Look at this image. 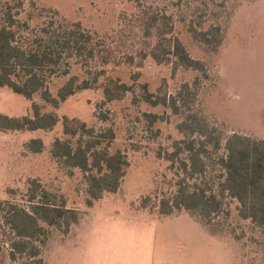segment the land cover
<instances>
[{"label":"rangeland","instance_id":"obj_1","mask_svg":"<svg viewBox=\"0 0 264 264\" xmlns=\"http://www.w3.org/2000/svg\"><path fill=\"white\" fill-rule=\"evenodd\" d=\"M11 8L18 40L27 49L42 44L45 30L79 31L91 38L94 59L62 57L47 89L53 97L70 77L87 83L55 109L35 95L26 100L0 89V114L32 116L31 105L42 113L77 119L102 131L112 128L115 140L109 149L128 161L126 175L116 193H107L89 208L85 176L67 170L52 159L55 139H63L61 122L49 132H0V201L23 204L29 183L35 180L49 193L62 197L80 220L66 233L51 230L42 250L44 264H264V232L239 217L238 204L226 198L223 211L205 226L185 210L160 214V201L172 197L184 181L189 189L206 181L215 190L223 171L224 151L210 150L206 177L190 178L179 162L168 155L184 140L178 126L182 116L161 105L145 102L176 95L183 84L200 78L197 110L223 138L240 134L264 139V0H0V11ZM169 16L177 36L194 60L206 66V74L190 70L173 73L172 65L142 59L156 43L144 33L142 11ZM219 26L223 42L208 53L188 31ZM128 57L132 62H128ZM131 87L120 100L107 102L109 81ZM146 86V87H145ZM159 120L151 125L144 115ZM40 139L43 151L29 152V141ZM181 161L187 153L180 154ZM0 264L10 261L1 226Z\"/></svg>","mask_w":264,"mask_h":264},{"label":"trees","instance_id":"obj_2","mask_svg":"<svg viewBox=\"0 0 264 264\" xmlns=\"http://www.w3.org/2000/svg\"><path fill=\"white\" fill-rule=\"evenodd\" d=\"M141 13L144 33L156 38L151 51L141 54L142 59L149 56L158 65H172L173 73L182 69L206 74L205 64L194 60L175 36L174 24L169 16L159 17L144 10ZM15 24L10 7L5 12L0 11V89L6 88L26 100L40 95L46 104L57 109L89 86L87 83L79 85V79L72 76L59 88L56 97L47 89L50 77L68 75V71L58 70L64 54L66 57L94 59L89 36L79 31L60 33L45 30L42 44L36 49H27L18 40ZM188 31L192 39L208 53L218 52L222 45L223 34L219 26L203 30L195 29L191 23ZM127 60L129 63L133 61L131 57ZM199 88L200 78H196L192 85L183 84L173 97L152 101V94L146 93L145 96L146 103L161 105L183 117L178 129L185 139L180 142L182 147L177 145L176 151L168 158L170 162L178 161L180 168L190 178L206 177L211 149L224 151L219 159L223 173L215 190L206 181L201 182L203 186L193 189L181 181L172 197L161 199L160 214L170 216L174 211L185 210L205 226H210L211 219L223 211L224 200L229 198L238 204V214L242 220L250 221L264 232V139L240 134L223 138L202 113L193 111ZM103 91L104 99L112 102L122 99L131 91V87L111 80ZM31 110L32 116L9 117L0 114V132H49L61 122L64 138L54 140L50 155L67 170L78 169L84 174L86 205L91 208L104 194L119 190L128 161L119 151L113 154L109 152L115 140L112 128L96 131L77 119L63 117L60 120L53 113H42L41 107L34 103ZM144 118L151 125L159 120L150 114L144 115ZM26 148L33 154H39L43 151V143L40 139H34L27 143ZM183 152L187 153L185 161L179 157ZM22 202L0 201L1 226L9 247V259L18 264H44L42 250L51 236V230L68 232L79 223V212L68 208L62 197L49 193L35 180L29 183Z\"/></svg>","mask_w":264,"mask_h":264}]
</instances>
